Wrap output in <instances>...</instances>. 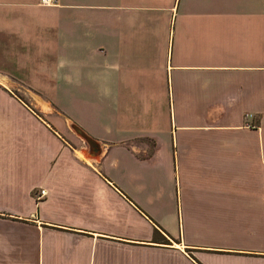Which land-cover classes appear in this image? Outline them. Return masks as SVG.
<instances>
[{"label":"crops","instance_id":"0c3cea01","mask_svg":"<svg viewBox=\"0 0 264 264\" xmlns=\"http://www.w3.org/2000/svg\"><path fill=\"white\" fill-rule=\"evenodd\" d=\"M0 264H264V0H0Z\"/></svg>","mask_w":264,"mask_h":264},{"label":"water","instance_id":"95a60500","mask_svg":"<svg viewBox=\"0 0 264 264\" xmlns=\"http://www.w3.org/2000/svg\"><path fill=\"white\" fill-rule=\"evenodd\" d=\"M70 130L77 135L87 146L90 152H93L94 155H97L100 152L99 144L92 137L87 135L81 128L73 123H68Z\"/></svg>","mask_w":264,"mask_h":264},{"label":"built area","instance_id":"2783aa9c","mask_svg":"<svg viewBox=\"0 0 264 264\" xmlns=\"http://www.w3.org/2000/svg\"><path fill=\"white\" fill-rule=\"evenodd\" d=\"M38 3L42 5H47V4L54 3V0H38ZM44 193H45L44 190L39 189L36 194V198L37 199L41 198L44 195Z\"/></svg>","mask_w":264,"mask_h":264},{"label":"rangeland","instance_id":"374dc122","mask_svg":"<svg viewBox=\"0 0 264 264\" xmlns=\"http://www.w3.org/2000/svg\"><path fill=\"white\" fill-rule=\"evenodd\" d=\"M12 94L14 95V97H16V98H19L20 100H22V101H27V98H25V96H24V94H22V93H20L19 91H17V90H14L13 92H12ZM34 111H36L37 112V110L38 109H36V108H32ZM38 113V112H37ZM38 114H40V116H42V114L41 113H38ZM69 128V127H68ZM70 129V128H69Z\"/></svg>","mask_w":264,"mask_h":264},{"label":"bare ground","instance_id":"6f19581e","mask_svg":"<svg viewBox=\"0 0 264 264\" xmlns=\"http://www.w3.org/2000/svg\"><path fill=\"white\" fill-rule=\"evenodd\" d=\"M44 108H46L44 105H43Z\"/></svg>","mask_w":264,"mask_h":264}]
</instances>
